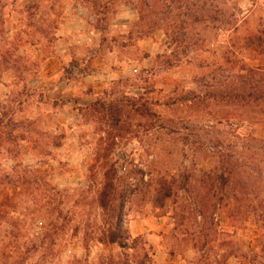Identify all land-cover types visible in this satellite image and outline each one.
<instances>
[{"label":"rangeland","instance_id":"obj_1","mask_svg":"<svg viewBox=\"0 0 264 264\" xmlns=\"http://www.w3.org/2000/svg\"><path fill=\"white\" fill-rule=\"evenodd\" d=\"M258 34L264 0H0V264H264Z\"/></svg>","mask_w":264,"mask_h":264},{"label":"trees","instance_id":"obj_2","mask_svg":"<svg viewBox=\"0 0 264 264\" xmlns=\"http://www.w3.org/2000/svg\"><path fill=\"white\" fill-rule=\"evenodd\" d=\"M156 3H152L151 1L144 2L140 7H137L138 11H153L154 6H156ZM140 17L143 18V14L139 13ZM245 47L248 49L255 48V50H259L261 53L264 52V35L258 34L257 36H251L249 38H246L244 41ZM240 101H246V99H253L255 101L261 100L262 97H260L256 93L250 92L248 95L245 93L239 94L235 96ZM264 100V99H263ZM224 176H217L216 174H208L207 177L203 179L204 188H206L207 193L203 196V207L213 202V200L216 198L214 192H215V185L218 181H225ZM105 191L102 193L101 199L107 197L105 194ZM212 193V195H211ZM169 198V195H166ZM212 196V197H211ZM216 202V200L214 201ZM214 205V204H213ZM102 208L105 210L108 208L107 203L105 204L103 201L101 202ZM122 209L123 205L120 204L119 210L116 213V227L115 232H112L111 240L118 244L119 247H121L124 250L129 249V238L125 237L122 225H123V216H122ZM137 240V239H136ZM138 264H147V261L145 259L138 262Z\"/></svg>","mask_w":264,"mask_h":264},{"label":"crops","instance_id":"obj_3","mask_svg":"<svg viewBox=\"0 0 264 264\" xmlns=\"http://www.w3.org/2000/svg\"><path fill=\"white\" fill-rule=\"evenodd\" d=\"M40 78H41V77H40ZM41 79H42V80H45V79H46V77L44 76V77H42ZM3 82H5V80H4ZM3 82H2V83H3ZM7 82H9V81L7 80ZM7 82H6V83H7ZM6 83H3V85H1V86H4V87H6Z\"/></svg>","mask_w":264,"mask_h":264}]
</instances>
